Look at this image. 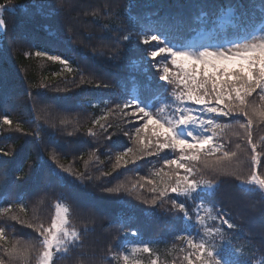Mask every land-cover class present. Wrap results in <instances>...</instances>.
<instances>
[{"label":"snow or ice","instance_id":"obj_1","mask_svg":"<svg viewBox=\"0 0 264 264\" xmlns=\"http://www.w3.org/2000/svg\"><path fill=\"white\" fill-rule=\"evenodd\" d=\"M5 8L15 6L0 4V30H6ZM36 8L40 12L45 6ZM154 15L155 12L144 17L137 15L133 27L138 30L126 32L122 39L127 42L125 50L137 53L130 60L131 71L155 69V73L148 77L144 88L127 93L126 102L104 110L86 129L89 137H97L113 127L109 117L128 125L142 121L131 131L115 125L135 147L117 151L111 170L101 171L95 177L87 172L89 162L98 161L95 150L84 162L83 172L60 163L55 152L49 154L45 163L61 186L83 187L86 182L109 177L147 157L159 158L160 166L154 167L148 176L131 183L120 181L102 186L99 194L137 193L135 198L150 209L168 202L172 231L180 232L175 237L180 243H173L166 252L167 255L175 253L179 264H261L255 260V252H249L247 259L241 258L245 255L243 246L224 227L232 230L237 225L219 214L208 198L215 195L223 178L231 177L239 186L259 192L264 199V137L254 139L255 127L264 125V0L247 6L220 5L214 12L201 7L191 19L200 25L201 31L210 27L207 41L182 39L184 31H196L187 17L164 15L154 20ZM229 28L233 31L229 32ZM24 55L46 58L58 62L69 73L73 71L69 59L62 54L52 55L37 49ZM101 86L108 87L96 83V87ZM221 118L231 120L222 122ZM13 123L9 113L0 116V126L11 129ZM15 130L25 135H40L39 132L25 133L19 122ZM228 133L241 143L230 147L225 143ZM115 134L104 138L112 141ZM0 154L9 156L11 150L0 148ZM4 163L0 161V167ZM22 168V164L17 165L18 171ZM144 191L150 197H145ZM53 207L54 214L45 222L36 215L23 219L16 214L17 210L27 213L23 197L17 195L14 200L4 201L0 218L26 226L36 236L34 243L31 237L10 238L8 229L13 225L0 219V264H56L57 257L82 246L83 230L73 223L67 194L62 193ZM217 220L219 224L215 223ZM132 235H139V230H133ZM158 243L155 240L132 242L122 251H109L108 256L115 264H145V255L147 264H177L176 259L171 262L161 259Z\"/></svg>","mask_w":264,"mask_h":264},{"label":"trees","instance_id":"obj_2","mask_svg":"<svg viewBox=\"0 0 264 264\" xmlns=\"http://www.w3.org/2000/svg\"><path fill=\"white\" fill-rule=\"evenodd\" d=\"M258 3L260 0H0V4L15 6L5 8L6 30H0V116L9 113L14 121L11 129L7 125L0 126V148L11 150L9 156L0 154V161L5 162L0 167V206L19 195L23 197L27 213L17 210L16 214L23 219L36 215L47 222L53 214L54 202L62 193L67 194L73 223L83 230L82 246L57 257L56 264H115L108 256L109 251H122L130 243L141 240L158 241L161 259L169 262L176 259L179 264L175 253L167 255L166 252L173 243H180L175 239L180 232L172 231L168 202L150 209L135 198L137 193L99 194L102 186L120 181L131 183L148 176L154 167L160 166L159 158L147 157L122 167L109 177L86 182L83 187L61 186L45 161L55 152L60 163L83 172L84 162L95 150L98 161H90L87 169L88 174L95 177L101 171L111 170L117 151L135 147L115 125L131 131L142 121L128 125L109 117L113 127L97 137H89L86 129L104 110L126 102L127 93L144 88L148 77L155 73V69L133 72L129 66L137 53L125 50L127 42L122 37L128 31L138 30L133 27L137 15L144 17L155 12L154 20L164 15L187 17L196 28V31H184L182 39L188 41L201 31L200 25L191 19L201 7L214 12L220 5ZM37 5L45 8L38 12ZM204 30L210 32V27ZM37 49L52 55L62 54L69 59L73 71L69 73L58 62L46 58L24 55L26 51ZM57 73L60 75H55ZM133 76L136 79H132ZM97 82L108 87L98 88ZM253 98L258 102L255 94ZM63 120L69 123H61ZM230 120L221 118L222 122ZM17 122L25 133L39 132V137L16 131ZM111 133H116L112 141L105 140ZM261 137H264V125L254 129V139ZM225 143L234 148L241 141L228 133ZM171 155L169 153V158ZM20 164L23 168L18 171ZM143 195L150 197L151 194L144 191ZM208 199L219 214L237 225L232 230L224 227L243 246L245 255L241 258L247 259L249 252H255V260L264 264V199L259 192L245 190L236 180L226 177L215 195ZM0 219L13 225L8 229L10 238L27 240L31 237L35 242L36 234L31 229L6 218ZM137 229L139 235L133 236L132 231ZM143 259L147 264L148 257L145 255Z\"/></svg>","mask_w":264,"mask_h":264},{"label":"rangeland","instance_id":"obj_3","mask_svg":"<svg viewBox=\"0 0 264 264\" xmlns=\"http://www.w3.org/2000/svg\"><path fill=\"white\" fill-rule=\"evenodd\" d=\"M54 211H55V210L53 209V211H52V212H53V214H54ZM53 214H52V215H53Z\"/></svg>","mask_w":264,"mask_h":264}]
</instances>
